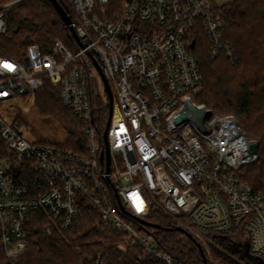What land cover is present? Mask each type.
Wrapping results in <instances>:
<instances>
[{"label":"built area","instance_id":"built-area-1","mask_svg":"<svg viewBox=\"0 0 264 264\" xmlns=\"http://www.w3.org/2000/svg\"><path fill=\"white\" fill-rule=\"evenodd\" d=\"M25 1L0 6V34L8 30L6 13ZM121 2L67 0L76 16L75 51L57 39L48 52L31 43L22 58L0 56V141L8 152L0 156V252L8 264H19L34 210L45 212L49 232L61 234L80 226L86 212L139 250L137 264H188L162 249L141 222L156 207L187 231L245 229L249 252L264 260V194L243 180V168L261 157L258 148L251 149L255 142L235 116L195 100L203 76L188 50L193 36L206 32L213 57L236 59L222 5ZM100 72L113 94L107 137L90 88L97 80L109 103ZM46 78L61 87L63 105L83 123L86 151L25 138L22 126L36 124ZM45 121L58 125L52 117Z\"/></svg>","mask_w":264,"mask_h":264},{"label":"trees","instance_id":"trees-1","mask_svg":"<svg viewBox=\"0 0 264 264\" xmlns=\"http://www.w3.org/2000/svg\"><path fill=\"white\" fill-rule=\"evenodd\" d=\"M8 1L0 0V6ZM58 1L76 21L67 0ZM221 15L225 23V39L234 47L236 59L231 61L224 55L213 57L206 32L196 33L191 41H194V47L188 44L189 52L199 60L203 76V88L195 95V100L221 115L235 116L248 139L256 143L261 157L243 168V180L254 191L264 194V0H232L222 5ZM5 20L8 30L0 34V56L22 58L31 43L39 44L48 52L57 39L72 51L79 46L50 0H26L7 12ZM90 88L93 100L99 105L98 121L104 129L109 117L108 98L97 80L90 82ZM37 107L43 115L53 116L68 129L71 143L65 148L86 151L83 123L63 105L59 85L46 78L44 88L37 93ZM5 155H8L6 146L0 141V156ZM146 221L161 226L147 230L154 233L160 247L172 257L188 264L203 263L194 237L175 230L179 226L177 221L156 207ZM47 224L44 211L30 213L25 225L28 247L19 258V264H88L96 258L105 259L106 264H137L135 254L139 250L126 247L119 231L98 225L86 212L81 225L65 234L49 232ZM208 235L249 264H259L256 256L246 252L250 241L245 229ZM0 264H8L2 251ZM141 264L153 262L145 259Z\"/></svg>","mask_w":264,"mask_h":264},{"label":"rangeland","instance_id":"rangeland-1","mask_svg":"<svg viewBox=\"0 0 264 264\" xmlns=\"http://www.w3.org/2000/svg\"><path fill=\"white\" fill-rule=\"evenodd\" d=\"M10 1L12 0H9L8 2ZM215 1L218 4L223 5L225 3L231 2L232 0ZM47 117L54 118L51 115H43L39 110L37 120L34 121V123L36 124H24L22 126V130L24 131L25 138H27L29 141L42 140L58 143L62 144L64 147L67 144H70L71 136L68 129H66L62 122L58 120H56L58 125L55 127L51 123L45 121ZM188 231L191 233L192 237H194L196 243L198 242L202 246V250L200 249V259L203 261L202 264H249L240 255L235 254L234 252H231L230 250H227L226 248L220 246L214 239H212L210 235H208V233H200L191 229H188Z\"/></svg>","mask_w":264,"mask_h":264},{"label":"water","instance_id":"water-1","mask_svg":"<svg viewBox=\"0 0 264 264\" xmlns=\"http://www.w3.org/2000/svg\"><path fill=\"white\" fill-rule=\"evenodd\" d=\"M50 1L54 5V7L57 9V11L60 14L62 20L64 21L65 25L69 28V30L71 31L72 35L75 37V39L79 40L71 16L68 15L67 11L64 9V7L60 4V2L58 0H50ZM194 45H195V43L193 42L191 44V47H194ZM100 73H101V75L103 77V81H104V84H105V87H106V90H107V93H108V96H109V100H110L109 101V120H108V123H107V129L105 130V137H107L108 128H109V125H110V120H111V117H112V110H113V94H112L111 87H110L109 83L107 82V80L103 76V73L102 72H100ZM106 145L108 147L107 138H106ZM256 148H257L256 143H252L251 144V149L255 151ZM108 158H109V156H108ZM141 222L143 224L147 225V226H151V227H154V228H161L160 225L153 224V223H150V222L145 221V220H142ZM175 230H177L179 232H183V233L189 235L191 238H193L191 233L189 231H187L185 228L181 227V226L176 227ZM197 245L202 250L201 244H199L197 242ZM249 249L250 248H249V245H248L247 248H246V252H249ZM259 264H264V260L263 259H259Z\"/></svg>","mask_w":264,"mask_h":264}]
</instances>
